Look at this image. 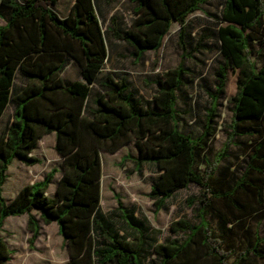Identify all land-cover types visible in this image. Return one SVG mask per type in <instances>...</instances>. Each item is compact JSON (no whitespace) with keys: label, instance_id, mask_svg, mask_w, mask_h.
Here are the masks:
<instances>
[{"label":"trees","instance_id":"obj_1","mask_svg":"<svg viewBox=\"0 0 264 264\" xmlns=\"http://www.w3.org/2000/svg\"><path fill=\"white\" fill-rule=\"evenodd\" d=\"M111 1L76 0L62 17L60 0H0V119L9 106L14 108L13 123L0 132V264L13 255L1 235L4 222L23 215L32 233L30 245L40 235L39 221L57 224L69 248V264H143L147 231L142 223L117 195L116 212L135 234L121 235L100 213L101 151L113 154L131 142L137 148L136 167L153 164L161 173L149 194L156 212L178 191L199 188V195L188 199L189 206L198 205L199 222L181 219L171 225L186 239L156 244L159 264H238L250 256L264 264V63L257 67L250 48V41H258L264 52V0L224 3L218 17L217 84L208 92L211 105L196 138L179 129L178 93L189 75L183 63L155 81L154 108L142 105L126 77L101 75L109 59V35L127 43L139 61L147 52H157L177 23L183 59L193 57L186 43L188 18L197 11L207 15L202 7L210 0H130L135 5L131 26L122 29L112 18L104 30L99 8ZM71 62L78 65L79 78L69 81L64 73ZM230 70L239 72L238 92L229 99L233 116L224 125L226 142L210 160L218 102L226 94ZM21 81L26 83L20 88ZM50 134L63 159L55 196L47 193L57 169L7 201L3 188L13 161L40 164L33 153ZM237 139L249 144L242 171L231 177V165H221ZM209 216L218 220V230Z\"/></svg>","mask_w":264,"mask_h":264},{"label":"rangeland","instance_id":"obj_2","mask_svg":"<svg viewBox=\"0 0 264 264\" xmlns=\"http://www.w3.org/2000/svg\"><path fill=\"white\" fill-rule=\"evenodd\" d=\"M25 2L26 0H20ZM226 0H210L203 5L202 11H197L188 18V33L186 43L188 52L193 57L183 59L179 46L180 25L174 24L169 35L165 38L162 47L157 52H147L137 61L132 55L133 49L125 42L108 37L109 59L104 67L101 77L112 74L115 77H126L131 85V90L145 108H154L155 81L161 78L167 71L176 68L183 63L189 75L186 85L179 91L177 112L179 129L182 133L193 138L198 137L204 128L207 110L211 105L208 96L209 91H215L217 84L215 72L221 63L218 36L220 22L218 17ZM75 0H60L57 10L62 17L68 15ZM135 5L130 0H112L110 3L102 2L99 8L101 21L106 30L111 25L112 18L118 21L122 29L131 26L135 15ZM0 25L4 21L0 19ZM200 44V45H199ZM253 59L260 68L264 63V52L258 41H250ZM238 71H229L226 94L218 102L217 133L213 139L207 157L212 160L219 153L226 142V123L232 120L231 104L229 99L238 92ZM66 80L72 81L79 78L77 67H68L64 73ZM249 140L237 139L231 148L229 159L225 160L221 167L231 165L232 174H240L245 164L247 145ZM52 136L46 137L39 143L36 152L42 165L34 169H27L18 165L16 160L10 169V180L4 187V197L7 201L13 198L18 187L29 183L31 180L41 178L53 169L60 167L59 158L53 149ZM103 160L102 177V201L100 213L108 220L113 230L125 237L131 238L135 232L123 220L120 213L116 212L117 195L124 207L131 211L134 217L140 221L147 231V246L141 255L143 264H159L160 257L155 253L154 246L169 240L183 242L186 234L172 232L171 225L181 219L192 224L199 222L197 218L198 205L189 206L188 199L199 195V188L190 185L188 189L178 191L167 201L166 207L156 212L154 200L149 196L151 186L159 179L160 172L153 164H144L136 167L133 161L137 157V148L131 142L116 153L110 154L101 151ZM129 158L122 162V158ZM204 164L200 165V170ZM54 189L55 186L53 185ZM211 226L218 230L219 222L214 216H209ZM40 222L41 231L33 245H30L32 233L28 227V216L8 217L3 225L1 235L13 251V255L7 264H69L70 252L68 245L59 234L57 224L45 225ZM261 235L264 237V221L260 225ZM96 241L100 239L96 237ZM234 259L231 263H234ZM238 264H262L253 256Z\"/></svg>","mask_w":264,"mask_h":264},{"label":"crops","instance_id":"obj_3","mask_svg":"<svg viewBox=\"0 0 264 264\" xmlns=\"http://www.w3.org/2000/svg\"><path fill=\"white\" fill-rule=\"evenodd\" d=\"M75 2H76V0H75ZM74 2V3H75ZM69 13H70V11H69ZM68 13V14H69ZM71 66H74V67H77V74L79 75V67H78V65L76 64V63H74V62H71L70 63V65L68 66V67H71ZM25 81H21V83H19L18 82V84H19V86H20V88L21 87H24L25 86ZM13 120H14V108L12 107V106H9L8 108H7V110H6V112H5V114L2 116V118L0 119V132H2L3 130H5L9 125H11L12 123H13ZM48 136H52V138H53V142H54V145H55V134H50V135H48ZM48 136H46V137H48ZM46 137H44L41 141H43ZM54 145H53V149H54ZM38 149H39V146H38V148L35 150V152L33 153V155H35L36 157L38 156L37 154H36V152L38 151ZM54 152H55V150H54ZM55 154L57 155V157L59 158L58 160L61 162L60 163V167L58 168V171H57V173L55 174V178H54V180H53V182H52V184L50 185V187H49V189H48V195L50 196V197H54L55 196V194H56V190H57V185H58V182H59V180L61 179V177H62V175H63V159L55 152ZM17 160V159H16ZM16 160H14L13 161V163H12V165L10 166V168H9V171H8V179H7V181H6V184L8 183V181L10 180V169H11V167L15 164V162H16ZM18 165H21V166H24L25 168H27V169H34L36 166H39V165H42V162L40 163V164H38V165H35V166H26V165H24L23 163H18ZM35 170V169H34ZM45 177V175L43 176V177H41V178H39L38 177V179L37 180H31L29 183H25V184H22L20 187H18L17 189H16V191H15V193H14V195H13V198L10 200V201H12L16 196H17V194L21 191V189L23 188V187H25L26 185H32V184H35V183H39V182H41L42 180H43V178ZM5 184V185H6ZM5 185H4V187H5ZM55 186V188L53 189L52 188V186ZM3 195H4V188H3Z\"/></svg>","mask_w":264,"mask_h":264}]
</instances>
